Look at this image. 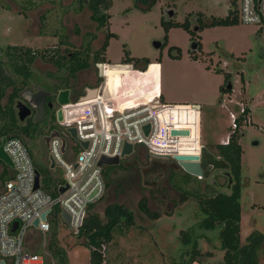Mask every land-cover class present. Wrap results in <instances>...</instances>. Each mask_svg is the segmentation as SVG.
<instances>
[{
  "label": "rangeland",
  "instance_id": "1",
  "mask_svg": "<svg viewBox=\"0 0 264 264\" xmlns=\"http://www.w3.org/2000/svg\"><path fill=\"white\" fill-rule=\"evenodd\" d=\"M24 1L0 0V47L22 44L38 53L46 52L45 57L37 56L31 63L29 82L30 85L52 87L56 79L50 72L56 70V63L48 55L56 51L62 53L85 48L87 42L84 41L90 37L87 33L92 31L96 32L91 41L92 47L99 46L105 30L96 28L88 10L63 9V5H68L71 0H36L30 7L22 9ZM231 1L156 0L151 7L144 9L142 7H146L147 3L142 0H112L108 10L109 28L116 36L109 38L104 59L107 65L121 61L127 50L131 56H147L150 60L158 61L161 100L200 104L202 142L215 154V144L232 132L229 113L241 115L234 129L241 133L238 138L242 147L240 242L244 243L251 231L257 229L264 233V25L258 27L237 19L233 24L206 25L202 29L196 27L198 19L206 22L212 16H225L232 6ZM186 17L189 18L190 27L196 30L195 38L201 41L200 48L196 39L191 37V32L182 25H173L166 31L162 24V20L170 19L184 22ZM155 41L162 44L155 46ZM193 42L196 43L195 48ZM178 48L180 55L174 56ZM193 53L197 58L192 57ZM154 64L147 74L154 69L158 71V63ZM97 70L94 62L79 70L71 80L74 88H70V94L85 91L86 85L94 87L98 77L103 80L104 77ZM125 71V68L113 67L114 83L119 84ZM226 73L231 76L225 80ZM221 84L225 87L231 84V87L221 90ZM9 91L10 88H7L6 92ZM5 100L6 96L2 102ZM241 101L245 111L239 114ZM37 124V131L32 137L21 138L41 173V183L52 185L62 180L64 173L59 166L48 168L49 153L43 136L54 126L62 131L65 129L57 124L51 114H46ZM67 140V150L72 152L75 138L70 132ZM145 154L144 150H140L121 156L116 164L103 165L107 175L105 179L109 183L91 210L106 220L104 207L109 203L121 204L132 212L133 221L125 223L124 215H121L111 230V239L105 241L104 247L101 245V264H176L189 256L193 240L201 255L190 264H213L221 260L223 249L215 232L212 230L207 235L201 233L203 228L198 225L201 213L196 197L188 195L182 201L181 188L170 180L169 167L176 166L178 170L177 162L164 159L167 163H157L148 160L151 156ZM133 161L137 162V166L131 165ZM10 171V167L0 160V189ZM197 178L190 179L182 187H196L203 191L205 179ZM213 179L216 189L227 193L231 191V177L228 174L222 171L215 174ZM141 196H146L151 209L160 212L159 217L151 218L138 208ZM56 228L59 243L65 247L69 263L91 264L92 246L85 243L87 237L68 233L62 224ZM183 231L189 233V241L183 242ZM38 237L37 233L29 234V243L37 241ZM259 261L264 264V248L260 250Z\"/></svg>",
  "mask_w": 264,
  "mask_h": 264
},
{
  "label": "built area",
  "instance_id": "2",
  "mask_svg": "<svg viewBox=\"0 0 264 264\" xmlns=\"http://www.w3.org/2000/svg\"><path fill=\"white\" fill-rule=\"evenodd\" d=\"M235 4L238 20L258 27L264 25V0H236ZM103 77L95 86L94 96L82 98L70 94L69 102L58 104L62 111L60 125L73 126L77 139L69 152L67 137L64 150L59 135L50 137L48 167L59 166L64 173V178L52 184L50 190L40 178L35 187L37 167L27 144L18 136L5 138L3 148L12 161L9 166L12 176L3 181L0 189V261L5 264H54L47 259L50 253L46 232L56 222V226H66L68 233L78 234L89 205L97 202L106 190L104 164L98 163L99 158L121 157L125 142L132 144L131 153L144 150L149 156L175 161V154H201L204 144L198 103L163 101L155 86L146 90L151 93L148 97L143 93L134 95L131 90L117 92L109 88L105 95L104 67ZM239 111V114L245 111L242 101ZM229 116L233 131L239 115L230 112ZM173 128H186L189 134H174ZM228 136L229 133L220 142L227 143ZM82 141H86L85 146ZM51 158L55 162L53 167ZM62 185L66 187L59 191ZM44 211L47 212L41 218ZM63 211L68 220L63 217ZM34 218H38L37 225L33 224ZM31 233L39 237L29 243Z\"/></svg>",
  "mask_w": 264,
  "mask_h": 264
},
{
  "label": "trees",
  "instance_id": "3",
  "mask_svg": "<svg viewBox=\"0 0 264 264\" xmlns=\"http://www.w3.org/2000/svg\"><path fill=\"white\" fill-rule=\"evenodd\" d=\"M142 1L147 3V6L142 8L148 9L156 0ZM235 2L236 0L231 1L232 6L228 9L226 15L223 17L212 16L210 17L209 21L206 22L198 19L199 21L196 25L197 29H202L203 26L206 25L208 26L220 23H235L237 21ZM34 3H36V0H25L22 3V9L28 8ZM111 5L112 0H71L68 5H63V9L71 7L75 11H82L84 9L88 10L89 16L95 22L96 28L104 29L105 32L103 35V40L99 46H96L94 48L92 47L91 41L96 36V32L92 31L87 33L88 35H90V37L89 39L84 41L87 42L85 48L79 47L74 51L62 53L56 51L54 52V54L48 55L56 63V70L54 72H50V74L56 79V82L52 84V88L55 92H57L61 88H74V85L72 84L73 81L71 80L76 76L79 70L89 67L92 62H94V64H96L97 62H105L104 52L109 43V38L112 36H116V33L111 31L109 28L110 14L108 10ZM162 24L164 25L166 31L173 25H182L184 28L188 29L191 32V37L194 40L196 39V30L190 27L191 23L188 17H186L184 22L173 21L171 19L162 20ZM166 36L167 35L165 34V39L167 38ZM199 40L196 39L195 41L200 48L201 41ZM44 55H46V52L38 53L30 46H24L22 44H8L4 47H0V142L2 136H18L21 138V136L32 137L36 133L38 128L36 121L30 120L29 122H22L19 120L16 112L15 100L20 97L21 90L30 83L29 79L31 77V63L36 59L37 56L45 57ZM179 55L180 49L178 48L177 53L174 54V56ZM192 57L197 58L196 53H193ZM121 62H133L135 68H139L142 70L145 69V66L149 62V58L147 56H130L128 54V51L125 50V58L121 60ZM141 62L143 63L142 66L139 65ZM103 67L107 83L106 87L108 86V88L111 89V87H115L113 67H111L110 65H103ZM151 67L152 66H150L149 69L147 68L145 72L149 73ZM62 70H66V72L64 73ZM230 76V73H226L225 80ZM100 81H102V78L98 77L96 85ZM7 88H10V91L8 93L6 92ZM219 88L221 90L229 89L223 84H221ZM84 92V90L78 91L77 94L72 95L76 97L83 94ZM142 93L146 97L150 96L151 94L150 91H143ZM4 96H6V100L5 102H2V98ZM240 119L241 115L238 116L237 120L239 121ZM240 134L241 133H238L234 129L229 133V141L227 143L217 142L215 144L216 155L221 157L228 165L229 176L231 177V191L229 193L216 189L213 185V183H215L216 181L211 180L210 178H204L205 184L203 191H200L196 187L183 188L182 185L189 183V180L192 178L195 180L198 179L197 176L184 171L177 163L176 165L179 166L178 170L177 168H175L176 166L169 167V170H171L170 180L172 184L181 188V200H185L188 195H193L197 199L198 209L201 213L198 225L203 228L201 233L204 232L207 235L213 230L215 232L214 235L219 241V246L223 249L222 259L216 261L213 264H262L259 261V256L260 250L264 248V233L257 229L253 230L247 235L246 241L244 243L240 242V195L242 188L240 175L242 147L240 142L238 141ZM145 155L147 156V154ZM148 158V160H152L157 163L160 161H162L160 163H167L165 160H170V158H153L152 156L151 158ZM138 162L140 163L139 165H141V161L138 160ZM123 163L120 164L119 167H121ZM134 164L135 166H137L136 161H133L131 163V165ZM103 173L104 177H106L107 175L104 167ZM11 176L12 169L6 179L10 178ZM105 181L106 185H108V180L105 179ZM44 186L48 190L51 189V185ZM113 205L114 204L109 203L104 207L106 220H102L98 213L91 210V208L94 206V203L90 204L88 213L84 219L83 225L80 227L78 235L87 237V235L95 229H104L108 224L110 217L112 216ZM137 206L143 213L151 218H157L160 216L159 211L151 209L147 204L146 196H141L139 198ZM126 211L130 214V217L128 218L126 215H124L123 221H125V223H131L133 221V214L130 210L126 209ZM118 222L119 220L113 226L117 225ZM113 226L109 231L110 236L112 235L111 230ZM57 233L58 231L56 228V222H53L49 231L46 232V247L50 253L47 256V259L49 261H54V264H70L67 251L65 247L59 243ZM182 234L183 242L190 240L189 233L187 231H183ZM110 239L111 237H99L98 246L96 248L92 247L90 249L91 264H101L103 259L101 245L105 244V241H108ZM85 243L89 244L88 240ZM195 245L196 241L193 240L191 249L189 250V256L187 258H184L183 261L177 262L176 264H190L193 260H197L198 258H200L201 254L195 247ZM35 250L40 251L39 247H36ZM206 254L210 253L206 252Z\"/></svg>",
  "mask_w": 264,
  "mask_h": 264
},
{
  "label": "water",
  "instance_id": "4",
  "mask_svg": "<svg viewBox=\"0 0 264 264\" xmlns=\"http://www.w3.org/2000/svg\"><path fill=\"white\" fill-rule=\"evenodd\" d=\"M172 11V10H171ZM170 11V12H171ZM155 46L161 45V42L155 41L154 42ZM196 47V43L193 42V48ZM111 67L114 68H132L134 66L133 63L130 62H112L109 64ZM96 66L98 68V74L100 76H103V62H97ZM231 84H228L227 88H230ZM97 88L94 87H86L85 89V94L82 95V98H88L92 97L96 94ZM31 86L26 85L23 90L21 91V94L33 100V97H37V93L39 92V89L33 93ZM105 95H108V87L105 88L104 91ZM70 89L69 88H61L57 92H55V99L57 104H63L67 103L70 100ZM52 103H48V106H51ZM199 106L200 104H196ZM34 108H35V113L33 116L34 121H39L42 120L44 117V97L42 99H39L38 102H34ZM16 107H17V116L20 120L24 119L27 115L31 113V108L24 103L23 101L19 100L16 102ZM56 115L58 120L62 119V111L58 107L56 109ZM145 130L147 131L148 129V124L144 126ZM67 131L70 132V135L73 136L75 139H77L76 131L73 126H69L66 128ZM172 133L174 134H189V130L186 128L183 129H178V128H173L171 130ZM54 135H59L62 139V150L65 148L66 144V139L65 136H63L57 128H52L49 133L45 134L44 140L46 141V145L48 144V141L50 137ZM5 136L1 137V142H0V160L3 161L6 165L12 166V161L9 157V155L5 152L3 148V143L5 141ZM82 145H86V141L81 142ZM132 152V144L129 142H125L123 145V149L121 152V156L128 155ZM174 158L177 160V164L186 172L195 175V176H207L208 172L212 168H222L225 169L228 167L227 163L218 155L214 154L210 150H208L205 146H203L201 154H175ZM120 157L119 156H101L98 160L99 164H116L119 162ZM50 166H54V160L51 158L50 159ZM210 167V169L208 168ZM225 173L229 175V171L226 169ZM39 178H40V171L38 168L35 170V187L39 185ZM66 185H62L59 189V191H63L65 189ZM47 211H44L41 213V218H44L45 213ZM126 213L124 207L121 204H114L113 209H112V216L109 219L108 224L105 226L104 229H95L92 232H90L87 235V240L88 243L93 247L96 248L99 244V237H110V229L111 227L118 221L120 214ZM63 217L68 220V215L65 211L62 212ZM127 217H130V214H126ZM38 218L33 219V224L37 225ZM15 224V222H14ZM0 264H5L3 260L0 261Z\"/></svg>",
  "mask_w": 264,
  "mask_h": 264
},
{
  "label": "crops",
  "instance_id": "5",
  "mask_svg": "<svg viewBox=\"0 0 264 264\" xmlns=\"http://www.w3.org/2000/svg\"><path fill=\"white\" fill-rule=\"evenodd\" d=\"M221 17V16H219ZM108 46V45H107ZM107 48V47H106ZM130 55V54H129ZM131 56V55H130ZM149 58V57H148ZM114 62H121V61H114ZM105 63V62H103ZM133 63V62H130ZM154 63H158V71L155 69L150 73L147 74L145 71L147 70L148 66L155 65ZM134 64V63H133ZM127 71L123 72L121 75V81L117 85L115 83V87H111L112 90L121 92L125 90H131L134 95L141 94L143 91L151 89V87L155 86L156 90H159L160 93L162 94L161 91V76L159 72V62L150 60L145 66V69H139L135 68V65L132 68H125ZM114 78L115 74H114ZM115 82V79H114ZM88 87V85L85 86Z\"/></svg>",
  "mask_w": 264,
  "mask_h": 264
},
{
  "label": "flooded vegetation",
  "instance_id": "6",
  "mask_svg": "<svg viewBox=\"0 0 264 264\" xmlns=\"http://www.w3.org/2000/svg\"><path fill=\"white\" fill-rule=\"evenodd\" d=\"M28 85H30V83ZM30 86H31V89H32V92L31 93L34 94V92H36L38 89H39V92L37 93V97H33V100L24 97L22 94L20 95V97H18L16 99V102L19 101V100H21V101H23L24 103H26L31 108V113L29 115H27L24 119H22V120L19 119V120L22 121V122H29L30 120L31 121H34V119H33V116H34V113H35V108L33 106L34 105V102L35 101L38 102L39 99H42L44 97V116L46 114H51L53 116L54 120L57 122V124L60 125V123H59L60 120H58L57 115H56V109L58 108V104H57V102H54V100H55V91L53 90V88L52 87H49L47 85H42V84H39V85H30ZM50 102L52 103V105L51 106H48V103H50ZM16 112H17V110H16ZM36 122H38V121H36ZM60 126H62V125H60ZM53 128H57L59 130V132L62 135H64L65 137L68 136L69 131H67L66 127H63L65 129L63 131H62L61 128L56 127V126H54ZM51 129H49L46 132V134L49 133ZM208 168L210 169V167H208ZM226 169L228 170V167L225 168V169H222L220 167H218V168H212V169L209 170L207 176H202V177L203 178H206V177L210 176L209 178L211 180H215V179H213V176L215 174H220L222 171H223V173H225V170ZM124 209L126 211V208H124ZM122 214L123 215H126L127 214V211H126V213H122ZM122 214H120V215H122ZM119 218H120V216H119Z\"/></svg>",
  "mask_w": 264,
  "mask_h": 264
},
{
  "label": "bare ground",
  "instance_id": "7",
  "mask_svg": "<svg viewBox=\"0 0 264 264\" xmlns=\"http://www.w3.org/2000/svg\"><path fill=\"white\" fill-rule=\"evenodd\" d=\"M103 65H104V63H103ZM104 66H106V65H104ZM115 79V78H114Z\"/></svg>",
  "mask_w": 264,
  "mask_h": 264
}]
</instances>
